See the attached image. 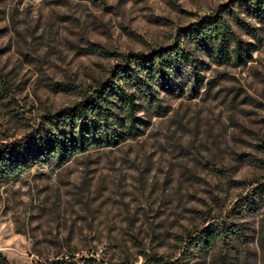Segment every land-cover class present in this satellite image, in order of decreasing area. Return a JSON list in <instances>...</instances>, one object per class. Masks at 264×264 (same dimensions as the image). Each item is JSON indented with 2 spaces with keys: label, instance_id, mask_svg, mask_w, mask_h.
Masks as SVG:
<instances>
[{
  "label": "rangeland",
  "instance_id": "374dc122",
  "mask_svg": "<svg viewBox=\"0 0 264 264\" xmlns=\"http://www.w3.org/2000/svg\"><path fill=\"white\" fill-rule=\"evenodd\" d=\"M255 1L0 0V144L62 128L64 112L111 84L132 96L136 119L134 133L114 122V141L63 164L33 155L0 178V264H264V0ZM211 16L228 23V48L243 46L238 60L186 38ZM178 47L191 62L149 82L151 92L120 79L128 60ZM107 98L124 119L119 97ZM209 224L219 239L198 241Z\"/></svg>",
  "mask_w": 264,
  "mask_h": 264
},
{
  "label": "trees",
  "instance_id": "16d2710c",
  "mask_svg": "<svg viewBox=\"0 0 264 264\" xmlns=\"http://www.w3.org/2000/svg\"><path fill=\"white\" fill-rule=\"evenodd\" d=\"M262 0H256L260 4ZM187 39L196 45L210 44L215 48L217 57L225 59L241 58L243 46L236 42L231 49L227 44L233 35L228 23L217 16L209 17L205 23H196L187 28ZM234 39V38H233ZM135 66H131V60L119 70L120 79L125 82L130 81L135 86H143L151 92L153 86L149 84L160 83L161 79L169 71L175 72V65L188 64L191 62V54L188 51L178 48H167L151 54L146 58L134 60ZM124 77H127L128 80ZM178 78V76H175ZM105 92L99 90L98 93L76 108L64 112L60 121L62 128L52 129L42 138L30 137L28 140L16 141L10 144H0V178L13 177L21 173L27 167L29 158L39 157L43 164L55 165L63 164L69 156L85 152L88 147L98 141L106 142L115 140V136L110 132L112 123H120V126L127 127L128 133H134V109L135 104L131 95L127 94L121 85L111 84ZM140 87V86H139ZM116 95L125 105L127 116L124 119L115 116L107 105L111 104L107 96ZM92 116H97L100 120H94ZM119 120V121H117ZM129 122V123H128ZM58 131V132H54ZM99 136V137H98ZM220 225L209 224L197 237L198 241H207L209 244L219 239Z\"/></svg>",
  "mask_w": 264,
  "mask_h": 264
}]
</instances>
